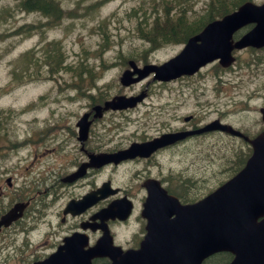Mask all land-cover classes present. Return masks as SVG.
Instances as JSON below:
<instances>
[{
  "label": "rangeland",
  "instance_id": "374dc122",
  "mask_svg": "<svg viewBox=\"0 0 264 264\" xmlns=\"http://www.w3.org/2000/svg\"><path fill=\"white\" fill-rule=\"evenodd\" d=\"M62 1L72 16L58 27L40 12L22 10L17 0H0V136L5 139L0 143V174L11 176L17 186L36 184L44 191L45 207H51L45 212H56L68 197L83 194L92 184L98 186L111 178L121 185L135 180L136 173L168 177L184 185L187 196L199 197L247 159L250 146L244 140L211 133L181 143L155 161L107 168L61 196L62 178L73 170L75 154H80L76 149L77 122L87 110L88 100L98 105L115 95H148L137 110L108 112L96 120L93 145L108 150L123 148L145 134L154 137L175 131L187 124V116H194L189 126L224 118L253 136L263 128L258 110L264 107V49L237 51L236 62L229 68L215 62L193 76L171 82L150 76L125 87L120 77L128 68V58L161 64L176 56L182 45L170 44L150 52L149 45L135 38L137 20L132 12L143 0ZM207 2L190 0L187 6L198 17L206 12ZM92 4H98L93 12L87 10ZM106 30L112 42L122 43L121 58L120 47L106 51L104 71L93 70L88 75L85 71L84 75L78 71L79 64H74L83 59L89 68V61L95 62L97 32ZM50 41L60 42L65 63L73 66L72 70H52L46 65L45 47ZM58 192L61 198L54 199ZM45 218L47 223L56 222L50 215ZM113 228L119 239L131 236L132 231ZM132 228L135 231L137 226Z\"/></svg>",
  "mask_w": 264,
  "mask_h": 264
},
{
  "label": "water",
  "instance_id": "95a60500",
  "mask_svg": "<svg viewBox=\"0 0 264 264\" xmlns=\"http://www.w3.org/2000/svg\"><path fill=\"white\" fill-rule=\"evenodd\" d=\"M252 13L254 14L247 18ZM249 21H256L258 24L252 33L243 37L235 47H260L264 44V5L254 7L247 4L239 12L215 24L211 23L202 33L191 38L188 46L175 59L159 68L152 67L157 72L156 77L171 79L183 74H193L201 65L218 57L221 58L222 64L227 65L232 61L231 52L234 48L230 38L238 28ZM133 81L131 73L125 72L122 77L123 84L127 85ZM133 101L119 98L118 102L111 103V107L131 106L134 105ZM109 106L110 104L107 105ZM97 110L99 111V108ZM86 119L87 115L79 122L82 141L85 140L89 128ZM252 144L255 150L247 169L196 204L181 205L177 198L158 190L149 195L143 215L149 220L148 227H152L154 231L151 243H146L142 249L143 263L199 264L209 253L229 250L236 255L232 264H264V222L262 226L254 223V217L260 215L264 209V137L259 136ZM144 148L148 150V147ZM142 152L145 151L141 150L140 154ZM128 153L130 149L114 155H103L102 163L118 162L127 158ZM81 171L83 172V169ZM78 175L80 174L75 173L69 179ZM75 206L72 202L70 209ZM118 211L126 213L127 207L123 206L117 210L116 203H113L103 210L100 216L103 218L104 212L118 216ZM173 215L176 217L170 219ZM107 239L110 240L109 237ZM107 239H102L90 252H84L83 245L77 243L48 262L91 264L90 258L101 254L108 255L113 264H138L134 252L127 251L123 254L120 249L112 247ZM84 256L88 259H81Z\"/></svg>",
  "mask_w": 264,
  "mask_h": 264
},
{
  "label": "flooded vegetation",
  "instance_id": "af4514ba",
  "mask_svg": "<svg viewBox=\"0 0 264 264\" xmlns=\"http://www.w3.org/2000/svg\"><path fill=\"white\" fill-rule=\"evenodd\" d=\"M107 100V99H106ZM106 100L104 101V105ZM90 101L87 110L84 113H89V120H91V125L88 133V137L81 145L78 143L76 149L79 150L80 154H75V160L73 165V170L68 172L62 180L64 183L61 184V189L63 195H65L66 190L70 187L78 185L80 182L87 180L88 178L95 176L111 166L103 167L101 169H87L85 175L79 178L75 182L65 181L66 177L73 172L82 163H87L91 160L93 154H99L103 152H115L122 149H126L132 142L123 148L108 150L104 147H95L93 144L96 142V137L93 135L92 130L96 126V119L94 115L96 112L93 108L96 106V102ZM99 101V102H100ZM95 112V113H94ZM256 124V122L254 123ZM180 131L195 132V126L189 127L184 126L179 128ZM179 131V130H178ZM264 131V130H262ZM244 132V136H251L248 132ZM259 132V131H258ZM76 132V128L75 131ZM157 137V136H156ZM77 138V136H76ZM152 139L155 137H143L142 140ZM196 138V135L191 134L183 139V141L191 140ZM181 142V141H180ZM178 143L169 145L167 147L159 148L148 158H141L139 156L132 159H127L121 166L127 163H149L155 161L160 156H167L166 151L176 146ZM75 149V150H76ZM55 150V149H54ZM28 165L25 166V168ZM135 180L131 182L117 185L111 178L102 182L100 185L92 184L83 194H78L75 196L68 197L67 201L63 203L60 207H56V212H45V202L43 190H38L36 184H30L28 186L16 185L11 176H5L1 174L0 177V264H38L42 262L45 258H48L52 253L60 249L63 240L74 233L86 234L89 237L90 243L94 244L97 242L109 228L116 227L118 229L132 231L131 236L127 237L124 235L123 239H119L118 234L115 230L114 242L115 244H121L127 249L133 248L137 249L142 244V239L146 233V221L141 217V207L147 196L146 182L148 180H157L161 185L166 184L164 178L159 176H151L149 174H138ZM4 178L8 181V186L2 182ZM111 181L114 189H118L117 194L109 195V199L98 200L94 206L85 209L79 214L66 213V206L68 202L72 199H80L84 194L96 190L103 183ZM33 183V182H31ZM35 183V182H34ZM59 185V182L57 183ZM107 191V189H106ZM58 196L54 199L61 198L59 192L56 193ZM73 194V193H72ZM69 196V195H68ZM128 197L134 201L135 209L130 216L129 220L122 221L119 218L103 219L100 217V211L106 207L112 200L116 198ZM140 207V212L138 208ZM9 215V216H8ZM46 215H50L55 218L56 222L47 223L45 218ZM7 216L12 219L7 220ZM264 217L260 221H262ZM46 225V230L44 226ZM133 225L137 228L134 231ZM125 243V246L124 244ZM46 249V252H44ZM95 264H109V259L106 257L96 258ZM235 261V255L231 251H219L210 254L203 259L202 264H232Z\"/></svg>",
  "mask_w": 264,
  "mask_h": 264
},
{
  "label": "trees",
  "instance_id": "16d2710c",
  "mask_svg": "<svg viewBox=\"0 0 264 264\" xmlns=\"http://www.w3.org/2000/svg\"><path fill=\"white\" fill-rule=\"evenodd\" d=\"M211 0L209 3L208 12L206 15H209L208 18H214L215 15L219 13L226 14L228 10L234 9L240 0ZM38 2V3H37ZM34 3V4H33ZM236 3H238L236 5ZM23 5L28 10L37 9L42 11L46 15H54L58 19H61L64 16L63 10L59 3L56 0H24ZM167 3L164 2V6ZM148 11L155 12L154 10H145L142 14V20L138 23V30L140 32L141 37L149 41L153 47H156L159 44L166 43H179L181 41H185L191 34L197 31V24L192 25L186 19L187 11L180 10L177 19H149L146 15ZM170 11H165L164 16H169ZM202 23L204 21H201ZM200 22V23H201ZM47 55L48 61L51 64L54 62H61L59 57H61L60 45L58 43H52L47 47ZM52 69L54 66L52 65ZM178 190L182 193L181 197H189L187 196L186 189L184 185H178Z\"/></svg>",
  "mask_w": 264,
  "mask_h": 264
},
{
  "label": "bare ground",
  "instance_id": "6f19581e",
  "mask_svg": "<svg viewBox=\"0 0 264 264\" xmlns=\"http://www.w3.org/2000/svg\"><path fill=\"white\" fill-rule=\"evenodd\" d=\"M38 3V2H37ZM34 4V3H33Z\"/></svg>",
  "mask_w": 264,
  "mask_h": 264
}]
</instances>
